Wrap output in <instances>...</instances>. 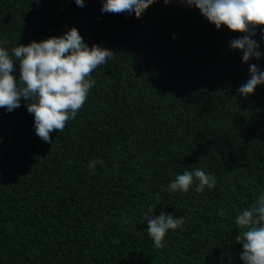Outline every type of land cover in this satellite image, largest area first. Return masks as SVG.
I'll return each mask as SVG.
<instances>
[{
	"label": "trees",
	"instance_id": "16d2710c",
	"mask_svg": "<svg viewBox=\"0 0 264 264\" xmlns=\"http://www.w3.org/2000/svg\"><path fill=\"white\" fill-rule=\"evenodd\" d=\"M0 264H264V0H0Z\"/></svg>",
	"mask_w": 264,
	"mask_h": 264
}]
</instances>
